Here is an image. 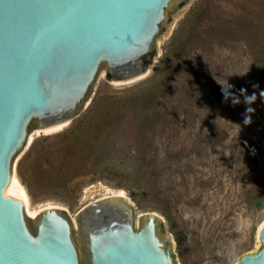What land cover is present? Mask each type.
<instances>
[{
  "label": "rangeland",
  "instance_id": "374dc122",
  "mask_svg": "<svg viewBox=\"0 0 264 264\" xmlns=\"http://www.w3.org/2000/svg\"><path fill=\"white\" fill-rule=\"evenodd\" d=\"M148 81L156 104L131 108L128 98ZM80 119L77 133L65 135ZM250 125L254 137L264 126V0H186L164 20L149 72L122 83L100 66L76 118L56 132L28 130L12 174L30 211L59 207L74 232L85 205L120 189L134 223L156 213L176 264H236L259 248L264 219V190L238 177L251 158L235 157Z\"/></svg>",
  "mask_w": 264,
  "mask_h": 264
},
{
  "label": "water",
  "instance_id": "95a60500",
  "mask_svg": "<svg viewBox=\"0 0 264 264\" xmlns=\"http://www.w3.org/2000/svg\"><path fill=\"white\" fill-rule=\"evenodd\" d=\"M185 1L0 0V264H176L156 213L134 223L120 196L90 201L74 232L55 206L31 225L22 201L4 188L28 130L76 118L100 66L122 83L149 72L164 20ZM256 234L259 248L236 264H264V219Z\"/></svg>",
  "mask_w": 264,
  "mask_h": 264
},
{
  "label": "trees",
  "instance_id": "16d2710c",
  "mask_svg": "<svg viewBox=\"0 0 264 264\" xmlns=\"http://www.w3.org/2000/svg\"><path fill=\"white\" fill-rule=\"evenodd\" d=\"M166 58H164L165 60ZM163 62H160V64ZM159 64V65H160ZM107 79L111 78V75L106 73ZM149 83L151 81L147 82L148 86H145L142 90L138 91L135 94H132L128 98V104L131 108L138 110L140 107H146V105L151 106L156 104V99L160 96L159 94L153 92V86H149ZM152 107V106H151ZM159 118V114L157 115ZM75 121V120H74ZM73 121V122H74ZM81 119L77 120L74 122V124L66 131L65 135L72 136L77 133L78 127L81 125ZM254 125V124H253ZM253 125H250L247 127V129L239 134L236 138L235 141L236 144L234 145L235 147L238 148V154L235 156L237 159L240 160L241 155H246L247 159L251 158L248 163L241 162L238 167V177L240 176L243 180V177H251V183L255 184L256 187L262 191L264 190V163L263 167L261 169L258 168L257 166V160L255 157L258 156V144H264V126L260 127V134L256 137L252 135L253 130ZM256 126H258V123L256 121ZM261 147V146H260ZM233 158V156L231 157ZM230 158V159H231ZM248 161V160H247ZM233 174V173H232ZM242 191L234 192L233 195L240 196ZM244 193V192H243ZM175 235V240L177 243L176 246V251H177V256L180 260L183 259V253L181 251V240L179 237V234L174 231Z\"/></svg>",
  "mask_w": 264,
  "mask_h": 264
},
{
  "label": "bare ground",
  "instance_id": "6f19581e",
  "mask_svg": "<svg viewBox=\"0 0 264 264\" xmlns=\"http://www.w3.org/2000/svg\"><path fill=\"white\" fill-rule=\"evenodd\" d=\"M65 125H66V122H63V123L52 125V126H49L46 128H41L38 131L43 132V133H52V132H56V131L60 130ZM29 140H30V138H29ZM4 191L8 195H10L12 198L20 199L22 201L23 206L26 209V211L30 212L31 214L36 216L37 213L41 210V208L38 210H35V211L29 210V201H28L25 189L22 187V185H20L18 183L15 175L11 174L10 181H9L8 185L4 188ZM107 195L120 196V197L124 198L125 200L126 199L128 200V198L126 197V194L120 189L114 190V191L110 190L105 196H107Z\"/></svg>",
  "mask_w": 264,
  "mask_h": 264
}]
</instances>
